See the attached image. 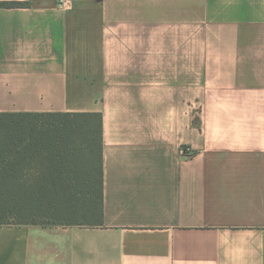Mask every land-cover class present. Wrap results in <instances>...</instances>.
Instances as JSON below:
<instances>
[{
	"label": "crops",
	"instance_id": "obj_1",
	"mask_svg": "<svg viewBox=\"0 0 264 264\" xmlns=\"http://www.w3.org/2000/svg\"><path fill=\"white\" fill-rule=\"evenodd\" d=\"M0 112H99L102 226H0V264H264V0H0Z\"/></svg>",
	"mask_w": 264,
	"mask_h": 264
},
{
	"label": "trees",
	"instance_id": "obj_2",
	"mask_svg": "<svg viewBox=\"0 0 264 264\" xmlns=\"http://www.w3.org/2000/svg\"><path fill=\"white\" fill-rule=\"evenodd\" d=\"M104 222L101 113L0 112V226Z\"/></svg>",
	"mask_w": 264,
	"mask_h": 264
}]
</instances>
